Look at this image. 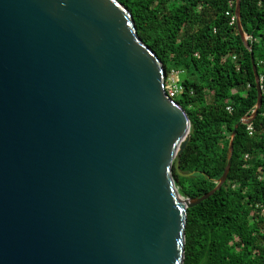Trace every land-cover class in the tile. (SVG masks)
<instances>
[{
  "label": "water",
  "instance_id": "water-1",
  "mask_svg": "<svg viewBox=\"0 0 264 264\" xmlns=\"http://www.w3.org/2000/svg\"><path fill=\"white\" fill-rule=\"evenodd\" d=\"M185 111L117 0H0V264H183ZM180 176L188 174L178 173Z\"/></svg>",
  "mask_w": 264,
  "mask_h": 264
},
{
  "label": "trees",
  "instance_id": "trees-1",
  "mask_svg": "<svg viewBox=\"0 0 264 264\" xmlns=\"http://www.w3.org/2000/svg\"><path fill=\"white\" fill-rule=\"evenodd\" d=\"M117 1L161 61L164 76L171 70L182 76L174 100L190 130L172 178L182 197L199 198L221 177L231 132L257 100L250 52L236 21L230 24L236 0ZM239 11L261 106L250 124L236 130L221 188L186 211L183 264H264V0H240Z\"/></svg>",
  "mask_w": 264,
  "mask_h": 264
},
{
  "label": "built area",
  "instance_id": "built-area-1",
  "mask_svg": "<svg viewBox=\"0 0 264 264\" xmlns=\"http://www.w3.org/2000/svg\"><path fill=\"white\" fill-rule=\"evenodd\" d=\"M235 22V16L233 15L230 20V24ZM178 72L175 70H171L166 76H164V89L167 95L174 99V97L182 91V85L177 80ZM227 111H231L229 106L226 107ZM249 134H251V127H247Z\"/></svg>",
  "mask_w": 264,
  "mask_h": 264
},
{
  "label": "rangeland",
  "instance_id": "rangeland-1",
  "mask_svg": "<svg viewBox=\"0 0 264 264\" xmlns=\"http://www.w3.org/2000/svg\"><path fill=\"white\" fill-rule=\"evenodd\" d=\"M182 76L181 75H177V80L180 79Z\"/></svg>",
  "mask_w": 264,
  "mask_h": 264
}]
</instances>
